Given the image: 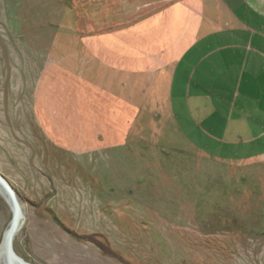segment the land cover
Returning <instances> with one entry per match:
<instances>
[{
	"label": "rangeland",
	"instance_id": "obj_1",
	"mask_svg": "<svg viewBox=\"0 0 264 264\" xmlns=\"http://www.w3.org/2000/svg\"><path fill=\"white\" fill-rule=\"evenodd\" d=\"M205 6L0 0V174L25 209L13 248L26 262L264 264V137L227 139L214 159L233 165L180 154L175 134L143 121L139 142L115 83L95 85L111 83L98 60L120 23L189 39ZM10 218L0 194V240Z\"/></svg>",
	"mask_w": 264,
	"mask_h": 264
},
{
	"label": "crops",
	"instance_id": "obj_2",
	"mask_svg": "<svg viewBox=\"0 0 264 264\" xmlns=\"http://www.w3.org/2000/svg\"><path fill=\"white\" fill-rule=\"evenodd\" d=\"M206 1L189 39L155 27L145 36L134 19L120 23L115 53L98 60L111 83L95 85L109 93L115 83L116 111L129 110L126 132L142 135L137 141L150 140L143 121L153 137L175 134L180 154L233 165L214 159L227 154V139L264 137V0Z\"/></svg>",
	"mask_w": 264,
	"mask_h": 264
},
{
	"label": "water",
	"instance_id": "obj_3",
	"mask_svg": "<svg viewBox=\"0 0 264 264\" xmlns=\"http://www.w3.org/2000/svg\"><path fill=\"white\" fill-rule=\"evenodd\" d=\"M0 184L2 185V188L5 190L6 194L9 196L10 200L14 203V205H16L17 211L20 214V208L18 205L20 201L18 199V196L15 190L13 189V187L11 186V184L8 182L6 178H4V176H2V174H0ZM17 213L16 211L12 213L9 224L12 225L14 220L17 218ZM4 234L9 235L10 228L8 230H4L2 237ZM2 244L3 243L0 242V247L2 248V249L0 248V251L5 252L4 254H6V264H30L29 262H26L23 258H21L18 254H16L13 248V242L11 237H9L7 245L5 247Z\"/></svg>",
	"mask_w": 264,
	"mask_h": 264
},
{
	"label": "bare ground",
	"instance_id": "obj_4",
	"mask_svg": "<svg viewBox=\"0 0 264 264\" xmlns=\"http://www.w3.org/2000/svg\"><path fill=\"white\" fill-rule=\"evenodd\" d=\"M0 194H1V196H3L6 204L8 205L11 215H12V213L14 211H16V213H17L18 211H17L16 205H14V203L10 200L9 196L6 194L5 190L2 188L1 184H0ZM18 205H19V208H20V214L18 212L17 213V218L14 220L12 225L9 224V222H8L6 228L4 229V230H8L10 228V234L9 235H5L4 234L3 237L1 236V241L0 242L3 243L2 245L4 247L7 245L9 237L12 238V242H13L15 236L20 231V229L22 228V226H23V224L25 222V213H24L25 209L23 208L21 203H18ZM4 230H3V232H4ZM4 253L5 252L0 251V264H6V254H4Z\"/></svg>",
	"mask_w": 264,
	"mask_h": 264
}]
</instances>
